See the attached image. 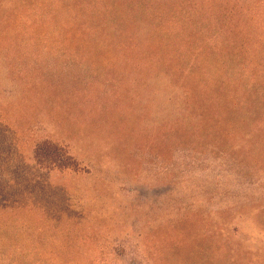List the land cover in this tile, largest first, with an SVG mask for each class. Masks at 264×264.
I'll list each match as a JSON object with an SVG mask.
<instances>
[{
    "label": "rangeland",
    "instance_id": "1",
    "mask_svg": "<svg viewBox=\"0 0 264 264\" xmlns=\"http://www.w3.org/2000/svg\"><path fill=\"white\" fill-rule=\"evenodd\" d=\"M102 3L0 0V261L264 264V133L239 124L218 138L211 100L184 96L145 44L147 17L104 30ZM219 3L162 54L185 67L201 45L199 60L221 62L222 44L264 68V0ZM229 26L238 46L216 35ZM45 141L78 168L40 166Z\"/></svg>",
    "mask_w": 264,
    "mask_h": 264
},
{
    "label": "trees",
    "instance_id": "2",
    "mask_svg": "<svg viewBox=\"0 0 264 264\" xmlns=\"http://www.w3.org/2000/svg\"><path fill=\"white\" fill-rule=\"evenodd\" d=\"M164 1L169 5L168 7L161 4ZM177 1L104 0V3L97 5V11H99L98 14L104 13V30L110 27L116 28L118 24L132 23L133 17L140 12L147 17L149 30L151 29L152 32L155 28V31L145 39V44L156 50L154 56L157 63L161 61L169 65L172 69L173 84L181 87L179 89L184 96L195 98L198 94H202L211 100L208 103L212 106L211 110H216L214 117L215 121L219 123V126L216 127L217 132L222 131L218 133V138L223 139L227 135L231 136L232 132H227L231 127L236 129L239 124L248 125L251 123L257 135L263 136L264 120L259 119L260 117L253 118L254 108L264 110V104L261 105L260 102V98H264V82H261L264 80V68L262 66L256 69V67L249 64H237L231 57L224 54L222 44H218L212 50L214 57H219L221 62L211 59L199 60L198 58L204 52V47L201 45L190 51L192 59L187 62L185 67L177 64L178 60L175 56H171L169 53L162 54V49H167L176 42L181 46L185 44L186 37L194 35L187 34L186 30L188 28L191 27L195 33L200 30V27L196 26V18L200 17L203 11L206 10L210 13L211 18H215V6L219 3V0H181L180 3ZM173 6H178V12L183 16L178 14L176 18L171 16L168 18L166 14ZM151 21H153L154 26ZM117 30H119V27ZM224 34L230 41L229 43L238 46L234 38L236 36L235 27L229 26L226 30H218L216 33L218 38L220 36L223 38ZM113 36L116 41L121 39V37H117L119 34L114 33ZM126 41L133 44L137 41V37L127 31ZM240 47L239 53L245 52L247 47L242 45ZM187 59L186 56H181V61ZM238 96H241V98ZM236 113L243 118L233 123L234 114ZM35 154L38 164L42 167L49 169L78 168L77 162L72 159L65 148L50 141L40 144ZM61 157H65L67 160H62ZM15 262L21 261L11 260L10 263L0 261V264H19Z\"/></svg>",
    "mask_w": 264,
    "mask_h": 264
}]
</instances>
